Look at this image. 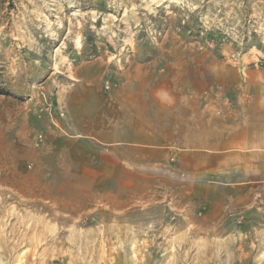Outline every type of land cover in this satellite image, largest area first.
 I'll return each instance as SVG.
<instances>
[{
    "label": "rangeland",
    "instance_id": "rangeland-1",
    "mask_svg": "<svg viewBox=\"0 0 264 264\" xmlns=\"http://www.w3.org/2000/svg\"><path fill=\"white\" fill-rule=\"evenodd\" d=\"M8 1L13 9L0 11V264H264L259 193L247 207L242 194L161 176L117 192L129 201L124 210L86 209L52 161L78 87L246 86L254 76L246 72L264 67V0Z\"/></svg>",
    "mask_w": 264,
    "mask_h": 264
},
{
    "label": "crops",
    "instance_id": "crops-1",
    "mask_svg": "<svg viewBox=\"0 0 264 264\" xmlns=\"http://www.w3.org/2000/svg\"><path fill=\"white\" fill-rule=\"evenodd\" d=\"M249 70L257 78L244 87L237 79L236 86L202 89H150L128 81L110 92L78 87L65 109L67 120L55 130L53 174L66 181L73 203L84 202L86 209L99 203L124 210L129 201L117 192L167 176L242 194L247 207H254L259 193L256 207L264 211V67Z\"/></svg>",
    "mask_w": 264,
    "mask_h": 264
},
{
    "label": "trees",
    "instance_id": "trees-1",
    "mask_svg": "<svg viewBox=\"0 0 264 264\" xmlns=\"http://www.w3.org/2000/svg\"><path fill=\"white\" fill-rule=\"evenodd\" d=\"M12 9H13V5L10 3V1L0 0V11H10Z\"/></svg>",
    "mask_w": 264,
    "mask_h": 264
}]
</instances>
